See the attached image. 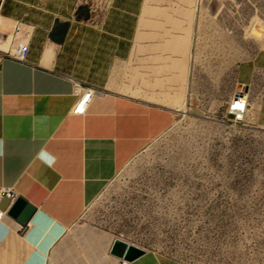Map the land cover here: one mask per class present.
I'll use <instances>...</instances> for the list:
<instances>
[{"label": "crops", "instance_id": "0c3cea01", "mask_svg": "<svg viewBox=\"0 0 264 264\" xmlns=\"http://www.w3.org/2000/svg\"><path fill=\"white\" fill-rule=\"evenodd\" d=\"M149 1L0 0V188L37 210L30 232L0 221V264H123L110 254L115 237L97 246L74 228L118 172L175 126L197 86V8L190 3L166 38L149 28L163 26ZM251 5L249 27L262 35L237 67L236 90L247 87L246 124L264 129V0ZM20 44L29 46L25 62L2 56ZM76 84L102 92L84 115L71 112ZM127 264L183 263L147 249Z\"/></svg>", "mask_w": 264, "mask_h": 264}, {"label": "rangeland", "instance_id": "374dc122", "mask_svg": "<svg viewBox=\"0 0 264 264\" xmlns=\"http://www.w3.org/2000/svg\"><path fill=\"white\" fill-rule=\"evenodd\" d=\"M190 3L197 86L175 126L118 172L74 230L97 246L121 237L183 264H264V129L226 112L262 31L249 27L251 0H150L163 26L149 28L171 38Z\"/></svg>", "mask_w": 264, "mask_h": 264}, {"label": "built area", "instance_id": "2783aa9c", "mask_svg": "<svg viewBox=\"0 0 264 264\" xmlns=\"http://www.w3.org/2000/svg\"><path fill=\"white\" fill-rule=\"evenodd\" d=\"M29 46L27 44H20L18 49L14 53L3 52L2 56H11L19 62H25L28 56ZM73 95L76 97L74 106L72 107V114L74 115H84L86 108L96 96L102 95V92L89 86H83L81 84H76L73 89ZM236 95V96H235ZM248 110V94L244 88H239L235 91L228 107L227 115L236 124H241L245 122L246 114ZM17 198L15 191L9 187L0 188V202L4 199L15 200ZM6 212L0 210V221L6 217ZM124 261L123 264H127Z\"/></svg>", "mask_w": 264, "mask_h": 264}, {"label": "water", "instance_id": "95a60500", "mask_svg": "<svg viewBox=\"0 0 264 264\" xmlns=\"http://www.w3.org/2000/svg\"><path fill=\"white\" fill-rule=\"evenodd\" d=\"M245 90H247V87H245ZM0 209L5 211L8 217L19 224L21 234L36 229L34 222L37 210L22 197H18L13 201L4 199L0 204ZM30 225L31 228L29 227ZM146 253L147 249L144 247L131 243L121 237H115L110 246V254L120 258L122 262L134 261Z\"/></svg>", "mask_w": 264, "mask_h": 264}]
</instances>
